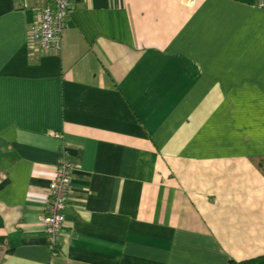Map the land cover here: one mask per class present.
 Here are the masks:
<instances>
[{"label":"crops","instance_id":"obj_1","mask_svg":"<svg viewBox=\"0 0 264 264\" xmlns=\"http://www.w3.org/2000/svg\"><path fill=\"white\" fill-rule=\"evenodd\" d=\"M0 0V264H230L264 254V0ZM75 165L59 254L43 223Z\"/></svg>","mask_w":264,"mask_h":264},{"label":"built area","instance_id":"obj_2","mask_svg":"<svg viewBox=\"0 0 264 264\" xmlns=\"http://www.w3.org/2000/svg\"><path fill=\"white\" fill-rule=\"evenodd\" d=\"M187 1L190 5H194L197 0ZM72 5V0H37L39 19L32 28V41L36 48L42 51L60 49L66 19ZM23 6H29L28 0H25ZM74 168V163L63 156L49 185L46 211L42 220L46 240L54 256L59 254L60 238L66 222V209L72 189Z\"/></svg>","mask_w":264,"mask_h":264},{"label":"trees","instance_id":"obj_3","mask_svg":"<svg viewBox=\"0 0 264 264\" xmlns=\"http://www.w3.org/2000/svg\"><path fill=\"white\" fill-rule=\"evenodd\" d=\"M24 2H25V0H16V3L22 7H25V6H23ZM254 162L256 163L258 168L264 174V157H256V158H254ZM2 241H3V239L0 237V242H2ZM230 264H264V254L256 256V257H252L249 259H245L242 261L231 260Z\"/></svg>","mask_w":264,"mask_h":264}]
</instances>
